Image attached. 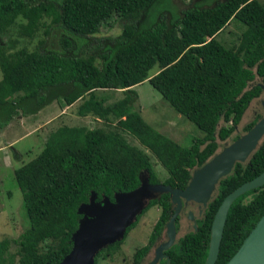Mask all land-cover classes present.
Returning a JSON list of instances; mask_svg holds the SVG:
<instances>
[{"label":"trees","instance_id":"obj_1","mask_svg":"<svg viewBox=\"0 0 264 264\" xmlns=\"http://www.w3.org/2000/svg\"><path fill=\"white\" fill-rule=\"evenodd\" d=\"M160 0H0V34L19 17L25 33L37 21L51 19L48 39L22 61H14L0 46V129L15 115H29L62 99L64 106L82 101L77 116L92 115L113 123L112 129L62 125L46 138L34 159L14 171L29 221L17 240H0V264H59L72 248L71 237L81 218L77 209L92 193L96 200L139 186L147 171L159 183L150 157L132 146L131 136L168 173L163 183L184 190L191 171L203 166L220 141L234 132L249 104L264 86V4L260 0H222L213 6L190 5L176 14L150 18ZM122 31L114 38L96 39L113 17ZM232 21L245 27L238 44L226 48L216 36ZM155 67L157 72L150 75ZM259 80L249 90L248 83ZM148 82L204 137L181 147L154 130L134 110L133 87ZM121 91L123 98L106 104L98 91ZM260 119L245 127L249 131ZM114 121V122H113ZM224 123L217 131L218 124ZM264 171V139L246 164L237 163L222 179L213 199L192 229L166 251L162 264H204L210 230L223 199ZM159 218L148 244L138 249L131 264H141L173 209L168 194L151 201ZM142 213V214H143ZM264 214V185L239 196L230 206L215 264H226ZM179 217L176 219L178 230ZM136 223L129 227L128 232ZM123 242V241H122ZM109 246L96 257L111 256ZM16 250L11 252V246Z\"/></svg>","mask_w":264,"mask_h":264},{"label":"rangeland","instance_id":"obj_2","mask_svg":"<svg viewBox=\"0 0 264 264\" xmlns=\"http://www.w3.org/2000/svg\"><path fill=\"white\" fill-rule=\"evenodd\" d=\"M218 1L222 0H160L156 5L155 13L150 18L149 24L146 25V28L150 27L155 21H157L161 11L163 13L166 10L172 9L175 11V15H178L193 3L206 8L213 6ZM260 1L264 4V0ZM25 23V20L18 17L14 23L5 30V32L0 34V46L4 47V50L9 54V57L10 55L17 54L14 61L18 62L22 61L37 46L42 45L48 39V31L53 26L51 19H43L42 21L34 22L29 29L23 33L22 26ZM244 30L245 27L242 24L232 21L216 36V40L222 43L226 48H231L238 44L239 36ZM121 31V22L114 16L108 23L101 27L99 33L95 35V38H114L118 36ZM157 70L158 68L155 67L149 74L153 75ZM2 78L3 73L0 69V81ZM259 83V80H254L248 83L246 90L251 89ZM133 91L136 94L134 110L139 112L145 123L157 132L185 148L190 147L193 140L204 137L203 132H201L192 122L178 114L147 81L133 87ZM96 95L99 98H104L107 102L106 104L118 101L124 96L120 91L97 92ZM81 103L82 101H79L72 108H69L66 112V116L57 119L54 118L47 123L48 119L53 118V115H55L56 112H59V107L64 106L62 99H59L44 106L38 111L40 114L35 116V118H30V120H34V124L29 123L24 126L19 118L24 117L27 119V117H33L38 112L29 115H15L6 126L0 129V141L2 145L17 140L14 145L6 147L5 152L3 151L0 153V240H17L20 235L29 228V221L23 208L22 194L17 186L14 171L40 154L44 148L47 136L52 131H55L62 125L70 127H87L90 129H112L111 126L113 123L111 124L110 122L107 123L98 120L92 115L86 117L76 116L78 106ZM263 105L264 91L261 88L259 98L254 99L249 104L240 123L235 126L234 132L230 137L225 141H220L216 138L218 144L216 153L220 152L224 147L232 144L241 135L245 134V127L248 124L257 120L258 117L262 118L264 116ZM38 124L42 126L41 129L31 134H27L31 127ZM222 126H224V123L221 121L218 124L217 131ZM5 127H8V129L6 130ZM2 135L3 137H1ZM124 136L132 146L138 147L149 155L157 179L160 184H163L168 179V173L166 170L156 161L149 151L145 150L138 143L137 140L127 134ZM192 172L193 170L191 173ZM214 195L212 197H214ZM188 213H192L194 219L195 217H199L196 212L195 216L192 210H189ZM159 214L160 210L158 207L153 206L149 207L143 214L138 215L135 227L128 232L127 236H124L122 240L123 242L121 241L122 244L118 247H113L109 258L103 259V257H100L97 264H131L135 252L148 244L153 227L159 218ZM180 215L177 239L188 232H191L194 226V222L187 219V211ZM15 250L16 246L12 245L11 252L14 253Z\"/></svg>","mask_w":264,"mask_h":264},{"label":"water","instance_id":"obj_3","mask_svg":"<svg viewBox=\"0 0 264 264\" xmlns=\"http://www.w3.org/2000/svg\"><path fill=\"white\" fill-rule=\"evenodd\" d=\"M261 88L264 91V86ZM263 139L264 116L235 142L215 153L200 168L194 169L184 190L160 183L151 184L148 172L144 171L139 175V186L136 189L115 193L113 201L107 197L96 201V195L92 193L89 201L77 209L81 218L71 237L72 248L59 264H95L98 253L116 242H121L127 229L137 221V216L143 213L151 201L168 194L173 213L165 225L167 241L156 249L157 259L151 263L155 264L177 239L176 219L182 207L188 202L206 207L216 193L219 182L232 174L237 163L246 164ZM263 185L264 171L223 199L212 221L208 254L204 264H215L217 261L227 214L232 203L242 194ZM189 219L194 220L192 213H189ZM194 227L196 228V225ZM226 264H264V214Z\"/></svg>","mask_w":264,"mask_h":264},{"label":"flooded vegetation","instance_id":"obj_4","mask_svg":"<svg viewBox=\"0 0 264 264\" xmlns=\"http://www.w3.org/2000/svg\"><path fill=\"white\" fill-rule=\"evenodd\" d=\"M194 170V169H193ZM170 199V198H169ZM97 201V200H96ZM172 206V205H171ZM188 206V207H187ZM186 207L185 206H183L182 207V210H181V213L180 214H182V213H184L185 211H187V219H189V213H188V211L189 210H192V212H193V214H195V212L197 213V216H199L198 218L197 217H195V219L192 221V222H194V226L196 225V221L197 220H199L200 219V216L202 217V215H203V213H204V211H205V209L207 208V206L206 207H203L202 205H199V204H197V203H193V202H189L188 203V205H187ZM173 208V207H172ZM159 209V208H158ZM179 214V216L178 217H180L181 215ZM195 216H196V214H195ZM166 225V224H165ZM193 226V228L195 229V227ZM178 229H179V222H178ZM166 229H165V226H164V228H163V231H162V233L157 237V239H156V241L153 243V245H152V247H151V249L148 251V253L142 258V260H141V264H149L150 262H153L155 259H157V257H156V249L160 246V245H162L163 243H165L166 241H167V237H166V231H165ZM176 230H177V228H176ZM177 235H178V230H177ZM179 239V238H178ZM178 239H176V241H175V243L177 242V240ZM174 243V244H175ZM173 244V245H174ZM172 245V246H173ZM171 246V247H172ZM170 247V248H171ZM169 248V249H170ZM167 259H168V257H167V255H166V251H164L163 252V257H162V259L160 258V259H158V261L155 263V264H162L163 262H167ZM133 260V259H132Z\"/></svg>","mask_w":264,"mask_h":264},{"label":"crops","instance_id":"obj_5","mask_svg":"<svg viewBox=\"0 0 264 264\" xmlns=\"http://www.w3.org/2000/svg\"><path fill=\"white\" fill-rule=\"evenodd\" d=\"M98 92H119V91H113V90H104V91H98ZM121 92V91H120ZM79 101H76L75 103H73L72 105L70 106H63V107H59V112H56L55 115H53L54 117L53 118H50L48 119L47 123L51 120H53L54 118L57 119V118H60V117H63V116H66V112L69 110V108H72L74 105H76ZM40 114V112H38L36 115H34L33 117H27L24 118V117H20L19 120L21 121V123L25 126L27 124H34V120H30V118H35V116H38ZM77 116V115H76ZM29 118V119H28ZM11 126V125H10ZM6 128V127H5ZM42 126L40 124L38 125H35L33 127H31L29 130H28V133L27 134H31L33 132H36L38 131L39 129H41ZM8 129V127L6 128V130ZM26 135V134H25ZM3 137V135L1 136ZM17 142V140H14V141H10L8 143H4L3 145L1 144V141H0V153H2L3 151L5 152V148L6 147H10L11 145H14L15 143Z\"/></svg>","mask_w":264,"mask_h":264},{"label":"bare ground","instance_id":"obj_6","mask_svg":"<svg viewBox=\"0 0 264 264\" xmlns=\"http://www.w3.org/2000/svg\"><path fill=\"white\" fill-rule=\"evenodd\" d=\"M263 107H264V105H263ZM152 262H150L149 264H151Z\"/></svg>","mask_w":264,"mask_h":264}]
</instances>
